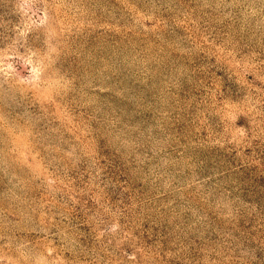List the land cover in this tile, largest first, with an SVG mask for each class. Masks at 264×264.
I'll return each instance as SVG.
<instances>
[{
	"label": "rangeland",
	"instance_id": "rangeland-1",
	"mask_svg": "<svg viewBox=\"0 0 264 264\" xmlns=\"http://www.w3.org/2000/svg\"><path fill=\"white\" fill-rule=\"evenodd\" d=\"M0 264H264V0H0Z\"/></svg>",
	"mask_w": 264,
	"mask_h": 264
}]
</instances>
